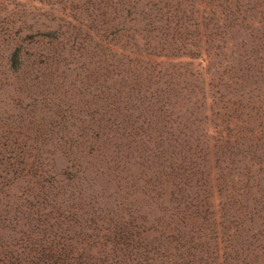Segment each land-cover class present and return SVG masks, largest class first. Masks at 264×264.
<instances>
[{
    "label": "trees",
    "instance_id": "1",
    "mask_svg": "<svg viewBox=\"0 0 264 264\" xmlns=\"http://www.w3.org/2000/svg\"><path fill=\"white\" fill-rule=\"evenodd\" d=\"M24 1L20 9L29 13V19L43 16L57 27L52 29L47 25L46 30L22 34L27 20L3 6L0 23L7 21L0 27V37L12 46L5 63L0 62V83L20 78L18 74L23 72L26 57L31 56L27 47L35 39L53 47L42 55L43 59L39 55L41 60H33L31 64L66 70L78 68L85 75L86 88L91 87L93 97L98 98L99 123H105L117 134L120 132L116 131L121 130L130 136L128 129L136 134L149 126L154 134H146L148 144H144L138 155L144 161L141 163L145 172L141 170L132 184L117 181L115 198L109 204L104 202V197L109 199L104 194L99 195L100 199L90 193L86 195V188H91L94 178L84 176L87 169L83 167L88 163L80 161L79 156L74 159L78 169L73 170V165H68L57 170L45 150H35L39 149L36 146L32 147L34 152L28 148L31 151L25 159L21 149L12 148L8 140L2 138L0 198L8 197L13 202L2 204L0 264H220L213 261L215 236L222 224L218 221L224 218L238 232L244 217L231 213L233 197L230 193L234 187L229 185L224 173L218 185V208L212 209L211 196L204 197L201 182L204 171L196 160L200 151L199 144H195L193 124L172 120L168 110L170 100L185 96L183 93L189 85L185 82L178 90L179 82L169 81L171 73L167 65L156 61L171 56L200 58L205 46L212 47V43L226 38L227 28L246 21V3L241 0ZM81 11L83 17L77 14ZM261 15L262 12L257 22L253 21L257 25L252 37L258 42L264 39ZM16 23L21 24L20 28ZM38 24L43 25V22ZM63 28L66 30L62 31ZM258 32L262 34L260 37ZM65 39H71L70 54L61 51ZM158 47L167 50L166 53L159 54ZM186 47H189L187 52ZM83 57H88L90 64L76 67L77 60ZM149 73L157 76L163 73L170 78L151 85L146 81ZM180 75L183 82L191 80L194 88L197 87L198 74L177 71L176 77ZM41 77V73L35 72L31 84L32 81L42 83ZM156 113H159L157 121ZM117 118L121 121L117 122ZM230 123L233 125L227 127L226 133L216 130L218 134L221 132V139L230 144L226 150L227 160L231 159L234 147L243 145L239 140H243L241 135L245 130L237 122ZM36 141L48 145L45 140ZM24 145L23 142L18 144L21 148ZM110 150L115 153L116 149ZM119 157L122 160L124 156ZM227 160L223 161L225 169ZM16 181L27 184L21 194L14 196L7 189ZM140 187L143 197L148 199L146 203L154 205L159 213L150 218V228L145 226L149 218L140 216L136 195L135 200L131 198L133 191L137 194ZM169 187L171 192L167 199ZM170 201L173 204L166 206ZM252 201L249 221L255 214L262 217L264 213V195ZM10 211L13 217L8 219L6 216H12L8 215ZM256 234L264 236L261 232ZM170 246L174 247V253ZM226 250L233 249L228 246ZM229 255L228 251H223L222 264H230ZM237 263L250 264L244 257Z\"/></svg>",
    "mask_w": 264,
    "mask_h": 264
},
{
    "label": "rangeland",
    "instance_id": "2",
    "mask_svg": "<svg viewBox=\"0 0 264 264\" xmlns=\"http://www.w3.org/2000/svg\"><path fill=\"white\" fill-rule=\"evenodd\" d=\"M27 1L33 3V0ZM241 1L243 4L246 3V21L233 28H227L226 38L222 42L212 43L211 48L205 46L200 58L171 56L170 59L157 58L156 62L167 65L168 72L171 73L169 81L179 82L178 90L185 82L189 85L187 92L183 93L185 96L177 99L174 97L170 100L168 110L172 113V120L176 118V122L185 125L193 124L195 144H199L200 151L196 160L200 163V169L204 171L201 181L204 197L211 196L209 202L212 209L218 208L220 200L218 185L224 173L229 185L232 184L231 186L234 187V191L230 193L233 197L231 213L244 217L243 220L241 218L243 224L242 228L241 225L238 228L239 233L235 231L231 223L225 222L224 218L218 221L222 224L218 227L215 236L216 254L214 253L213 261L222 264V253L228 251L230 264H238L237 260L243 257L247 263L264 264V213L262 217L255 214L252 221L247 218L250 214L249 206L252 200L262 199L264 195V48L262 47L264 44L261 43L264 39L258 42L252 37L255 35L253 29L257 25L253 21L260 19V12L264 20V0ZM23 2L25 1L0 0V9L8 6L10 11L17 13V17L21 15L27 20L21 29L22 34L33 33L35 30H46L47 25L56 29V24L47 21L43 16L29 19V13L26 12L27 15L22 11L23 9H20ZM77 14L79 17L84 16L82 11ZM9 17L12 19L10 15ZM6 21L7 19L3 20L0 27L4 26ZM35 21L43 22V25ZM16 25L20 28L21 24L16 23ZM258 26L260 27V24ZM65 30L63 28L62 31ZM256 34L259 37L262 35L261 32ZM70 44L71 39H65L61 45V51L64 50L66 54L71 51ZM121 45L120 42L119 46ZM11 46V42L4 41L0 37V62L5 63ZM52 47L53 45L49 46L40 41L35 42L33 39V43L27 47L31 56L26 57L28 60L23 72L18 74L20 78L13 82L0 83V140L7 139L12 148L21 149L25 159L31 150L34 152L45 150L47 156L52 158L57 170L68 165H73V170L78 169L74 165L76 164L74 159L79 156L80 161L88 163L86 167H83L87 169L84 176L94 178V182L90 184L91 188L88 186L86 188V195L90 193L100 199L99 195L104 194L109 196L110 200L105 197L103 199L109 204L115 198L117 181L132 184L140 171L144 170L145 167L142 166L144 161L138 155L145 147L144 144H148L146 134H154L153 128L146 127L145 130H139L136 134L126 128L132 134L128 136L126 132L117 130L116 132H120L117 134L105 123H99V115L96 113L99 107L98 98L93 97L91 87L86 88L85 75L78 68L73 67L66 70L62 67L56 69L48 65L37 67L31 64L33 60L43 59L42 55L45 56L44 54H47ZM186 48L184 50L189 51V47ZM158 49L159 54L167 51L159 47ZM77 61L75 66L79 68L90 64L88 57ZM172 69L177 70L172 71ZM177 71L181 73L192 71L195 75L198 74V81L195 79L197 87L194 88L195 83L191 80L183 82L182 75L176 77ZM35 72L43 75L40 79L42 83L35 84L32 81L31 84V77ZM150 74L146 75V81L151 85L157 80L165 81L170 78L163 73L160 76ZM142 78L144 79L145 76L142 75ZM156 116L157 121L159 113H156ZM164 119L167 117L164 116ZM118 121L121 119L117 118ZM231 121L237 122L245 130L241 135L242 138L244 137L243 140H239L243 142V145L238 148L234 147L230 155L231 159L227 160L226 150L230 144L222 140L221 132L218 134L216 130L226 133L227 127L233 125ZM184 130L188 133L187 129ZM36 140H45L48 145H42ZM21 142L27 147L25 145L22 148L19 147L18 144ZM109 143L113 147H110ZM36 146L39 149L34 150L32 147ZM112 148L116 149L115 153L110 150ZM69 152L74 153L68 155ZM119 155L124 156L122 160ZM225 160L228 161L227 169L223 168ZM26 184L25 181H16L7 190L11 195H18L21 194ZM168 189L167 199L169 198L168 193L171 192L170 187ZM131 191L132 189H129V192ZM236 192L239 195H236ZM135 195L138 208H141L140 216L149 218L145 226L150 228L152 224L150 218L154 214L158 216L159 213L154 210V205L146 203L148 199L143 197L142 187L137 194L133 191L131 196L133 200H135ZM3 202L11 204L13 199L0 198V215L3 214ZM171 204L173 201L166 203V206ZM221 214L220 211L219 215ZM8 215H12L6 216L8 219L13 217L12 211ZM257 232H261L263 237L256 234ZM228 246L233 249L231 252L226 250ZM241 247L243 250H240ZM170 249L172 253L175 252L174 247L170 246ZM225 264L228 263L225 262Z\"/></svg>",
    "mask_w": 264,
    "mask_h": 264
}]
</instances>
